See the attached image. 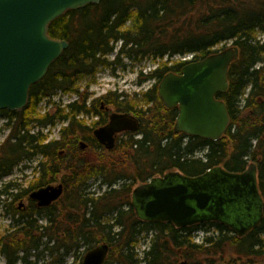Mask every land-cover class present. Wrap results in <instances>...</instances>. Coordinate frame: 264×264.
Segmentation results:
<instances>
[{
  "label": "trees",
  "instance_id": "trees-1",
  "mask_svg": "<svg viewBox=\"0 0 264 264\" xmlns=\"http://www.w3.org/2000/svg\"><path fill=\"white\" fill-rule=\"evenodd\" d=\"M49 34L67 40L69 46L46 76L31 86L23 109L0 110L12 128L0 146V180L24 160L40 156L48 160V164L39 161L40 182L43 186L58 179L64 183V196L73 198L68 223L79 224L76 230L67 228V239L74 241L61 245L65 253L81 244L91 249L104 242L110 246L105 264H176L179 254L189 264H216V257L222 261L229 247L236 254L227 261L231 264H264V220L258 231L239 238L217 224L177 228L171 223L148 222L139 217L133 203L136 185L168 171L197 175L219 165L244 171L252 162L257 164L264 196V39L259 38L264 35V0H101L67 10L51 22ZM118 42L121 45L117 49ZM229 42L239 47V56L229 68L227 90L218 94L231 118L219 140L174 131L179 110L164 105L159 83L169 72H180L185 61L161 64L141 74L139 83L156 82L130 99L109 92L87 104L89 96L78 88L80 80L95 77L100 66H124V58L156 61L194 54L193 59L200 60L226 48ZM115 49L114 60H109ZM57 91L80 93L82 99L40 114L37 108L41 100ZM101 100L117 111L134 113L140 120L138 131L126 132L108 154L93 143L86 149L79 147V141L93 129L79 116L95 111L104 117ZM58 122L68 123L57 140L47 141L40 130L31 132L32 124L45 127ZM92 179L106 187L103 193L95 196L88 191ZM16 186L8 184L0 196H9ZM73 209L81 211V219L71 215ZM41 212L19 213L15 208L13 213L18 217L14 229L23 221L25 226L0 235V256L6 264L27 262L30 251L40 247L32 238V231L38 227L29 217ZM200 230L203 238L197 242L195 233ZM21 231L31 239L17 235ZM144 232L151 233V238L141 257L136 249ZM56 247L47 244L46 249L54 253L59 249Z\"/></svg>",
  "mask_w": 264,
  "mask_h": 264
},
{
  "label": "water",
  "instance_id": "water-1",
  "mask_svg": "<svg viewBox=\"0 0 264 264\" xmlns=\"http://www.w3.org/2000/svg\"><path fill=\"white\" fill-rule=\"evenodd\" d=\"M101 0H0V110L23 109L29 100L32 85L42 80L53 62L65 51L69 42L52 38L49 25L67 10H77ZM239 56V47L231 45L202 60L186 64L181 74L170 72L159 84L161 99L168 108H179L175 133L219 140L230 125V114L224 100L217 98L229 85L228 73L232 62ZM139 121L130 113L114 112L105 126L95 130L99 141L112 149L116 134L125 130L136 131ZM85 147V143L82 142ZM219 170L242 188L245 180L254 177L252 188L257 196V165L251 164L241 173L216 166L203 176H185L176 171L165 176H178L179 183L159 186L154 177L139 185L133 192L137 214L147 221L169 222L179 228L194 225L215 216L234 228L239 236L250 229L243 223L235 225L226 213V197L220 190L225 181L204 176ZM194 183V184H192ZM219 184V185H217ZM64 193V185H48L32 192L31 197L40 207L50 206ZM258 212L264 220V198L259 197ZM110 246L107 243L89 250L83 264H104ZM180 264H187L183 262ZM227 264V263H217Z\"/></svg>",
  "mask_w": 264,
  "mask_h": 264
},
{
  "label": "rangeland",
  "instance_id": "rangeland-1",
  "mask_svg": "<svg viewBox=\"0 0 264 264\" xmlns=\"http://www.w3.org/2000/svg\"><path fill=\"white\" fill-rule=\"evenodd\" d=\"M129 25L130 21L126 24V26L128 27ZM259 38H262L263 40L264 35L261 34ZM120 45V42L116 43V48L118 49ZM219 47L222 46L220 45ZM117 49H115V51L108 56L109 60H114L117 54ZM183 57L184 55H175L174 57L166 56L165 58L158 59L156 61L152 58H146L143 61L137 62H133L132 60L124 58L122 60L124 66H122L121 64L113 66H100L98 68L96 76L80 80V82L78 83V88L81 93H84L89 96L87 104H90L94 100L96 101L99 97L109 92H117L119 94L128 96V98H133L136 94H142L143 92L148 90L156 82V80L151 79L143 83H139L141 74H148L152 70H155L161 64H172L174 62H181L183 61ZM80 97V93H63L57 91L50 98L46 97L42 99L38 105L37 111L43 115L51 109L57 108L58 106H61V108H65L69 103L82 99ZM102 101L104 100H101V102ZM98 106L100 107L99 103ZM111 109L112 111L116 110L114 106H111ZM92 114L93 112L84 113L81 114V117L79 116V118L84 119L88 124H90L92 120H94V115ZM6 121V118H4L0 114V146L4 142H6V139L12 129L11 126L5 125L7 124ZM67 123L68 122H58L55 125H48L45 127L32 124L33 127H31V132L33 133L40 130L47 136V141L57 140L60 137V130L63 126H66ZM136 137H140V135ZM93 153L97 155L96 152ZM39 161H43L45 162V164H48V160H46L45 157L41 158V156L36 157L35 159L32 158L24 160L22 161L21 166H19L14 171H12V173L8 174L4 178H2V180H0V190L4 187L6 188L9 183L18 185L13 188V190H10L11 193L9 196H0V235L6 234L11 231L14 232L16 228L25 226V223H23V221L19 223V225H17V227L14 229L13 222L18 217V215L14 216L13 212L15 208L18 209L19 206H21V203H25V205H27L28 202H25L26 200H23V197H25V195H19L16 200H14V198L17 194H20L23 189L32 188L33 186L35 188V186H38L41 174L40 171L37 169L38 167L35 169L33 167L37 166ZM27 164L29 166L31 165V167H24V165ZM63 175L64 173H62L60 177H63ZM58 182H61L60 179L48 183L56 184ZM89 184L90 185L88 191L91 193H95V196H97V194L103 193V191L105 190L104 187L101 186L100 180L92 179L90 180ZM72 199L73 198L71 195H68L66 197L64 196L58 202H56L55 205H53L48 211L36 213L33 214V217H29V219H34V223L38 227V229L32 231V238H35L36 241L39 242L40 247L38 249H32L28 256L27 262H22L21 264H83L84 256L86 255L87 251L90 250L88 249V245L81 244L78 248H73L69 253H65L64 247L61 246L64 242H68L70 244L74 241V238L67 239V228L70 227L76 230L77 226H79V224L77 226H71V224L68 223L67 220V215L72 209L68 208L70 207L69 204ZM7 209L11 210V214L7 212ZM35 210L36 207L34 205L28 204V208L26 210H22V212L27 213ZM46 213L48 215H51V218L47 216ZM80 213L81 211L73 209L71 215H75L79 219H81L82 215L80 216ZM203 233L204 232H202L201 230L195 233V240L197 242L202 241ZM24 234V231L17 233V235H20V237L28 239L29 237ZM150 238L151 233L147 234L146 232L140 234L138 237L139 243L136 251L141 257L144 255V250L149 248ZM75 241H77V239ZM47 244L50 246L56 245L59 249H56L54 253H51L50 250L46 249ZM224 253L225 255L223 256L222 261H220L219 256L216 257V259L218 260L217 263L230 261L236 256L235 250L233 251V248H226V252ZM21 255H24V253L22 252ZM175 260L176 264H180L183 262H187V264H189V261L180 254L178 257L175 258ZM0 264H6L5 258L3 256H0ZM237 264H240V261Z\"/></svg>",
  "mask_w": 264,
  "mask_h": 264
},
{
  "label": "flooded vegetation",
  "instance_id": "flooded-vegetation-1",
  "mask_svg": "<svg viewBox=\"0 0 264 264\" xmlns=\"http://www.w3.org/2000/svg\"><path fill=\"white\" fill-rule=\"evenodd\" d=\"M190 62H192V61H190ZM190 62H187V63H190ZM178 73H180V72H178ZM90 104H92V102ZM100 108H101V112L104 114V117L101 115L94 114L95 111H93L92 115H94L93 116L94 120H92V122L90 123L91 128H93L92 132L90 134L88 133V135L85 136L84 140L81 139L79 141V147L81 149H86L89 147L90 143H93L94 146H96V144L99 146V149L102 153L105 152L108 154L112 149H114L116 147L118 139L121 136L125 135L126 132H129L130 130H125V131L117 133L115 146L112 149H108L107 146L102 144L99 141V139L96 137L95 130L99 127H102V126H105L106 124H108L110 121V116L112 115V113L116 112L117 110L112 111L111 106L107 105L104 101L101 102ZM118 112H120V111H118ZM120 113H124V112H120ZM131 114L134 115V117L136 116L132 112H131ZM80 117H81V115H80ZM135 118L139 120V118L137 116ZM82 142L85 143V147L82 146ZM102 158L103 157H101V159ZM252 163L255 164L254 162H252ZM225 169L227 171H231V170H228L227 168H225ZM207 171H209V170H206L205 172H203L201 174H197V175L186 174L184 172H181V173L185 176L195 177V176H203ZM172 172H176V171L175 170L170 171L166 174H170ZM231 172L241 173L243 171H231ZM62 173H65V171L63 170ZM166 174L159 176V179L155 183L159 186H167L171 183H179L181 181V179L178 176H174V175L165 176ZM212 177H217L214 179V181L212 183L213 186L215 185V183L218 180L225 181L224 182L225 184L223 186H221V188H220V190L222 191V194L226 197L234 198V202L226 203L225 208H226L227 215L234 218L235 225H237V222L239 224L243 223L245 226L249 227L250 229L246 232L245 235L239 236L238 233L234 231V228L232 226H230L224 220V218L218 219L215 216H213L210 219H207L205 221H200L198 223H195L193 226L202 225V224L221 225V226L225 227L226 229H228L232 234L236 235L239 238H245V237L249 236L252 232L258 231V229L261 228L262 223H263V220L259 222V220H260L259 219L260 216H259V212H258V207H259V203H260L259 197L263 198V194H262V191H261L260 186H259L258 176L256 177V181H257L256 183H257V187H258L257 196L255 195L254 189L252 188V183L254 181V177H250V180H245V184L242 186L241 190L237 189V182L235 180H230V178L226 177L219 170L213 171L211 174L204 176V179L208 180ZM59 183H61V182H58L56 184H59ZM192 184H194V183H192ZM217 185H219V184H217ZM42 186L43 185L41 184V182L39 180L37 187L35 186V188L33 187V188L23 189V191H21L20 194H17V196H15V198H17L18 195H22V196L25 195V197H23V200L24 201L26 200L25 202H28V204L34 205L38 211H42V212L48 211L49 208H51V207H40L38 205V201L31 197L32 192L41 188ZM14 200H16V199H14ZM55 203L53 205H55ZM28 204L25 205V203H21V206H19V208L21 210L18 208L19 213L22 212V210H26L28 208ZM27 213H30V212H27Z\"/></svg>",
  "mask_w": 264,
  "mask_h": 264
},
{
  "label": "bare ground",
  "instance_id": "bare-ground-1",
  "mask_svg": "<svg viewBox=\"0 0 264 264\" xmlns=\"http://www.w3.org/2000/svg\"><path fill=\"white\" fill-rule=\"evenodd\" d=\"M38 165H39V163L37 164V166H34L33 168L35 169V168H37L38 167ZM29 165L27 164V165H24V167H26V168H29V167H31V165L28 167ZM41 174V173H40Z\"/></svg>",
  "mask_w": 264,
  "mask_h": 264
}]
</instances>
